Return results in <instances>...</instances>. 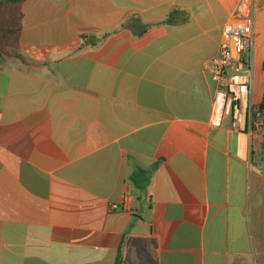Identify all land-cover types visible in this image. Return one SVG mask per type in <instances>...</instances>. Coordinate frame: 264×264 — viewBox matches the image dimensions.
I'll return each instance as SVG.
<instances>
[{"label": "crops", "instance_id": "crops-1", "mask_svg": "<svg viewBox=\"0 0 264 264\" xmlns=\"http://www.w3.org/2000/svg\"><path fill=\"white\" fill-rule=\"evenodd\" d=\"M243 1L259 104L264 0L20 4L0 57V264H264V128L210 124L207 64Z\"/></svg>", "mask_w": 264, "mask_h": 264}, {"label": "built area", "instance_id": "built-area-1", "mask_svg": "<svg viewBox=\"0 0 264 264\" xmlns=\"http://www.w3.org/2000/svg\"><path fill=\"white\" fill-rule=\"evenodd\" d=\"M244 2L224 25L219 51L208 61L207 70L215 84L210 124L218 127L228 118L234 131L251 132L260 127L253 98L256 18L254 3ZM128 199L124 196L121 204Z\"/></svg>", "mask_w": 264, "mask_h": 264}, {"label": "trees", "instance_id": "trees-1", "mask_svg": "<svg viewBox=\"0 0 264 264\" xmlns=\"http://www.w3.org/2000/svg\"><path fill=\"white\" fill-rule=\"evenodd\" d=\"M25 0H0V57L11 55L19 46L22 32V13L20 4ZM264 70V61H263ZM258 122L264 128V90L262 101L258 104ZM261 153L264 157V140L261 145ZM131 182L142 192H145L149 182L148 172L136 168L130 175ZM115 264H122L121 258Z\"/></svg>", "mask_w": 264, "mask_h": 264}, {"label": "rangeland", "instance_id": "rangeland-1", "mask_svg": "<svg viewBox=\"0 0 264 264\" xmlns=\"http://www.w3.org/2000/svg\"><path fill=\"white\" fill-rule=\"evenodd\" d=\"M256 46H257V41H256ZM261 51V52H260ZM257 52H258V54H260L261 53V55H262V53L264 52V45L263 44H261V45H259V51L257 50ZM264 54V53H263ZM263 73H261V75L259 76V78H258V81L260 82L261 81V79L263 78Z\"/></svg>", "mask_w": 264, "mask_h": 264}]
</instances>
